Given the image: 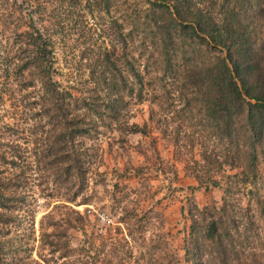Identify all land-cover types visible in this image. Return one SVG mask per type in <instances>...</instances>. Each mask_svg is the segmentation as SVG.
<instances>
[{
  "label": "rangeland",
  "instance_id": "obj_1",
  "mask_svg": "<svg viewBox=\"0 0 264 264\" xmlns=\"http://www.w3.org/2000/svg\"><path fill=\"white\" fill-rule=\"evenodd\" d=\"M92 1L29 0L41 9L26 17L23 0H0V55L27 48L23 24L33 18L51 41L53 80L95 107L72 104L62 119L49 95L42 109L36 67L14 74L20 63H9V74L0 59V264H264V138L252 150L243 117L224 137L206 116V89L175 81L176 68L139 48L137 99L112 21L126 34L134 21L123 15L146 16L149 6L110 0L92 12ZM195 49V64L220 54ZM211 215L222 247L196 237Z\"/></svg>",
  "mask_w": 264,
  "mask_h": 264
},
{
  "label": "trees",
  "instance_id": "obj_2",
  "mask_svg": "<svg viewBox=\"0 0 264 264\" xmlns=\"http://www.w3.org/2000/svg\"><path fill=\"white\" fill-rule=\"evenodd\" d=\"M145 2L149 6L144 12L147 13L146 16L132 17L128 13L123 15V21L130 23L134 21L126 34H123L122 23L119 24L116 19L112 21L118 33L116 42L123 44L128 52L127 56L131 57L126 62L127 73L140 85L137 99L142 98L144 84L132 54L139 48L141 55H146V59H153L152 52L158 53L159 63L164 66V70L172 71L176 68L175 81L181 78L194 88L201 86L206 89V116L220 124L224 137L231 138L234 117H243L245 132L249 134L247 144L252 150H256V146L264 138V0L235 2L197 0L195 3L194 0H145ZM102 3H105L104 8L101 7ZM112 3L110 0H93L88 6L91 11L95 9L100 11L109 9ZM18 8L20 12L27 13L26 17L41 9L39 6L34 8L29 0H23ZM29 20V23L23 24L27 27L24 33L26 38H21L27 48L13 54L0 55L4 71L10 74L12 70L9 63L16 62L20 65L14 74L22 73L30 66L36 67L35 77L41 80L42 94H38V98L41 99L42 109L45 108L47 96L50 95L62 119L67 117L66 111L72 104L80 111H94L95 107L87 102V99L76 97L70 89L61 87L53 80L56 70L53 69L51 41L36 28L33 18ZM153 48L157 50H151ZM195 48L206 49L207 54L208 51L217 50L220 54L214 58L216 65L212 64V58L207 64H203L202 61L195 64L193 61L194 56H197ZM194 72L196 73L193 75ZM25 85L28 83H24L23 86ZM117 91L118 86L113 85L111 93L116 96L115 99L122 101L123 98ZM85 116L84 113L77 119L80 125L76 131L77 135L85 136L88 133ZM64 123L67 128L72 122L70 120ZM128 127L132 129V133H141L140 126L136 124ZM145 128L142 126V130ZM250 153L249 159L253 164L255 156L251 150ZM212 183L214 186L217 185L216 182ZM200 184L209 185L210 182L200 181ZM209 218L210 220L204 218L205 222L197 226L201 235L196 237L201 236L202 240L222 247L224 244L221 220L213 215ZM185 259L188 260V252Z\"/></svg>",
  "mask_w": 264,
  "mask_h": 264
},
{
  "label": "water",
  "instance_id": "obj_3",
  "mask_svg": "<svg viewBox=\"0 0 264 264\" xmlns=\"http://www.w3.org/2000/svg\"><path fill=\"white\" fill-rule=\"evenodd\" d=\"M252 103H254V101H252Z\"/></svg>",
  "mask_w": 264,
  "mask_h": 264
}]
</instances>
